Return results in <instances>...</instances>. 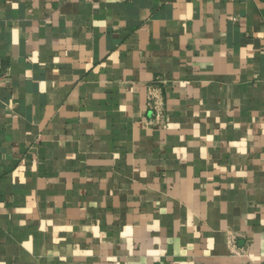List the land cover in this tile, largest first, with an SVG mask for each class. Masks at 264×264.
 Wrapping results in <instances>:
<instances>
[{
    "label": "crops",
    "instance_id": "0c3cea01",
    "mask_svg": "<svg viewBox=\"0 0 264 264\" xmlns=\"http://www.w3.org/2000/svg\"><path fill=\"white\" fill-rule=\"evenodd\" d=\"M0 264H264V0H0Z\"/></svg>",
    "mask_w": 264,
    "mask_h": 264
},
{
    "label": "built area",
    "instance_id": "2783aa9c",
    "mask_svg": "<svg viewBox=\"0 0 264 264\" xmlns=\"http://www.w3.org/2000/svg\"><path fill=\"white\" fill-rule=\"evenodd\" d=\"M150 106H151V110L152 113L154 114V122L157 125H161L164 122V106H163V102L160 98H157L156 96L152 95L150 97Z\"/></svg>",
    "mask_w": 264,
    "mask_h": 264
}]
</instances>
